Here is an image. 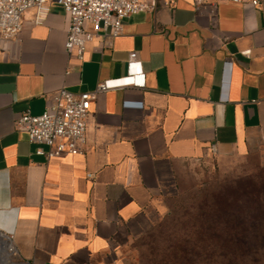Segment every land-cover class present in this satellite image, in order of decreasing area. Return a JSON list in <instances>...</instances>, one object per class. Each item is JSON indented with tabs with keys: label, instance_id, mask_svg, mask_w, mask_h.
Segmentation results:
<instances>
[{
	"label": "crops",
	"instance_id": "obj_1",
	"mask_svg": "<svg viewBox=\"0 0 264 264\" xmlns=\"http://www.w3.org/2000/svg\"><path fill=\"white\" fill-rule=\"evenodd\" d=\"M173 1L131 16L115 39L97 36L82 60L65 49L69 17L56 2L42 25L27 11L20 39L1 43L0 234L21 264H111L150 228L186 163L264 152V0L255 10ZM140 73L144 88L98 95L71 155H37L14 125L63 88Z\"/></svg>",
	"mask_w": 264,
	"mask_h": 264
},
{
	"label": "built area",
	"instance_id": "obj_2",
	"mask_svg": "<svg viewBox=\"0 0 264 264\" xmlns=\"http://www.w3.org/2000/svg\"><path fill=\"white\" fill-rule=\"evenodd\" d=\"M56 2L69 17L65 49L82 60L87 46L97 36L115 39L124 30L125 21L133 15L155 12L158 7L173 6V0H0V52L1 43L18 41L24 29V15L35 10V26L42 25L48 14V4ZM196 5L210 2L215 9L220 3L242 4L257 9L260 0H194ZM249 54V52H246ZM122 81V83H119ZM116 81L99 82L90 92L75 94L59 90L40 116L30 112L18 115L17 129L28 135L30 143L39 146L36 154L47 159L64 157L77 152L86 144L88 118L91 106L99 94L126 87L144 88V74L131 75ZM45 146L47 151L41 148ZM92 178V175L88 176ZM10 245L6 247L9 261L21 264L18 251L9 236L0 234ZM1 248V247H0Z\"/></svg>",
	"mask_w": 264,
	"mask_h": 264
},
{
	"label": "trees",
	"instance_id": "obj_3",
	"mask_svg": "<svg viewBox=\"0 0 264 264\" xmlns=\"http://www.w3.org/2000/svg\"><path fill=\"white\" fill-rule=\"evenodd\" d=\"M157 264H264V174L211 193Z\"/></svg>",
	"mask_w": 264,
	"mask_h": 264
},
{
	"label": "rangeland",
	"instance_id": "obj_4",
	"mask_svg": "<svg viewBox=\"0 0 264 264\" xmlns=\"http://www.w3.org/2000/svg\"><path fill=\"white\" fill-rule=\"evenodd\" d=\"M263 174L264 152L225 163L212 159L186 163L167 185L163 206L150 228L121 244L111 264H157L205 197L224 185Z\"/></svg>",
	"mask_w": 264,
	"mask_h": 264
},
{
	"label": "bare ground",
	"instance_id": "obj_5",
	"mask_svg": "<svg viewBox=\"0 0 264 264\" xmlns=\"http://www.w3.org/2000/svg\"><path fill=\"white\" fill-rule=\"evenodd\" d=\"M9 245L10 243L0 235V264H11L6 251V247H9Z\"/></svg>",
	"mask_w": 264,
	"mask_h": 264
}]
</instances>
